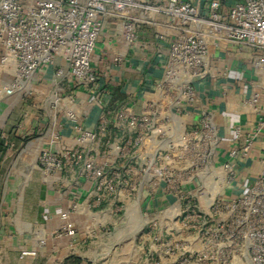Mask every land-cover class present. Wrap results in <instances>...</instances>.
Returning <instances> with one entry per match:
<instances>
[{
  "label": "built area",
  "instance_id": "obj_1",
  "mask_svg": "<svg viewBox=\"0 0 264 264\" xmlns=\"http://www.w3.org/2000/svg\"><path fill=\"white\" fill-rule=\"evenodd\" d=\"M222 7L221 0H210L203 10L187 0H0V65L16 68L15 80L0 94H15L41 66L60 59L66 70L58 74L104 100L97 127L79 126L72 150H42L38 169L45 177L67 173L92 183L89 209L112 202L116 215L139 214L150 264H264V146L260 172L246 190L236 197L223 193L264 134L260 94L243 103L258 116L256 125L248 132L235 126L234 146L219 160L220 129L214 114L199 109L195 88L208 74L211 47L228 41L264 50V0ZM136 10L147 22L163 15L174 29L163 79L139 113L127 105L113 110L111 93L98 85L92 66L109 16L125 19L122 35L129 44L138 39V19L131 16ZM61 104L55 96L52 108ZM65 114L79 124L77 111ZM79 210L78 200L63 209L51 238H75L71 217ZM93 220L86 239L108 231ZM45 245L41 240L39 246Z\"/></svg>",
  "mask_w": 264,
  "mask_h": 264
},
{
  "label": "crops",
  "instance_id": "obj_2",
  "mask_svg": "<svg viewBox=\"0 0 264 264\" xmlns=\"http://www.w3.org/2000/svg\"><path fill=\"white\" fill-rule=\"evenodd\" d=\"M187 1L203 10L210 0ZM235 1L238 0H221L223 11ZM131 16L138 19V39L129 44L122 35L125 19L109 16L92 55V66L99 75L98 85L111 93V108L117 110L127 105L139 113L142 101L154 95L163 79L174 29L163 15L149 22L140 10ZM60 68L66 70L64 62L57 59L54 65L41 66L15 94H0V264H35L37 259L51 264L56 257L64 263L69 257H81L78 252L85 248H93V256L113 231L133 226L138 230L141 258L149 263L141 244L139 214L126 217L131 225H121L122 216L113 213L112 202L87 207L93 200L92 183L67 173L45 177L38 169L42 150L59 153L74 149L78 127L95 129L104 108L102 96L91 94L73 78L58 74ZM15 78L12 62L0 65V90ZM195 88L199 109L214 114L219 126L222 141L217 158L222 160L234 146V127L239 125L248 132L257 123L258 116L244 108V101L259 93L257 108L264 111V50L228 41L211 47L208 74ZM55 96L61 97L62 104L52 108ZM70 109L79 113V124L67 119L65 112ZM263 146L264 134L257 139L249 157L238 163L237 179L234 185L225 186V195L242 194L259 174ZM73 200L80 202V210L71 217L78 229L77 236L51 238L60 224L61 211ZM94 217L108 231L86 239L85 233L95 227ZM162 223L170 224L169 220ZM41 240L46 241L43 247L39 246ZM23 251L37 254L23 255Z\"/></svg>",
  "mask_w": 264,
  "mask_h": 264
},
{
  "label": "rangeland",
  "instance_id": "obj_3",
  "mask_svg": "<svg viewBox=\"0 0 264 264\" xmlns=\"http://www.w3.org/2000/svg\"><path fill=\"white\" fill-rule=\"evenodd\" d=\"M230 194H227L226 197ZM133 211V210H132ZM121 225H131L132 222H126V217L120 218ZM128 224V225H127ZM95 238V237H94ZM138 230L136 226L132 228L120 227L117 232L114 231L104 239V245L100 246L95 255H91L93 248L81 249L78 255L81 257H69L63 263L59 257H56L51 264H149L141 258L138 249ZM35 264H43V259H37Z\"/></svg>",
  "mask_w": 264,
  "mask_h": 264
}]
</instances>
